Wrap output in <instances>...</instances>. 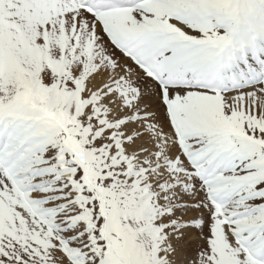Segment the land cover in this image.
I'll list each match as a JSON object with an SVG mask.
<instances>
[{"label": "snow or ice", "instance_id": "6c2138e0", "mask_svg": "<svg viewBox=\"0 0 264 264\" xmlns=\"http://www.w3.org/2000/svg\"><path fill=\"white\" fill-rule=\"evenodd\" d=\"M0 264H264V0H0Z\"/></svg>", "mask_w": 264, "mask_h": 264}]
</instances>
